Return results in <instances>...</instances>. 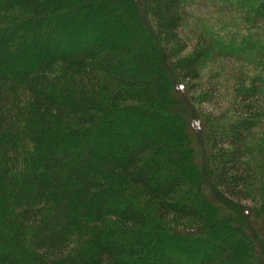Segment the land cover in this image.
<instances>
[{
    "label": "trees",
    "instance_id": "trees-1",
    "mask_svg": "<svg viewBox=\"0 0 264 264\" xmlns=\"http://www.w3.org/2000/svg\"><path fill=\"white\" fill-rule=\"evenodd\" d=\"M45 1L0 0V264H264V76L203 78L243 47L188 50L187 0Z\"/></svg>",
    "mask_w": 264,
    "mask_h": 264
},
{
    "label": "rangeland",
    "instance_id": "rangeland-1",
    "mask_svg": "<svg viewBox=\"0 0 264 264\" xmlns=\"http://www.w3.org/2000/svg\"><path fill=\"white\" fill-rule=\"evenodd\" d=\"M236 1H237L236 3H238V1L240 0H236ZM44 2L47 3L45 0ZM234 2L235 0H187L186 6H185V12L187 16L185 19L186 23H184L185 25L183 26L182 35H185L186 38L187 37L190 38L191 36V38L188 39L189 45H190V48L188 50L194 48L195 43H196L191 30L200 31L203 28H207V30L212 31V33L213 32L218 33L217 36H213V37H215L216 39L215 41L218 44L219 52L227 51L226 49L227 44L225 43L226 41H228V39H233L232 41L233 43L231 44H233L234 47L239 48V49L243 47L244 49V50L241 49L240 51V53L242 52L241 53L242 56L240 55L241 57L237 58V60L239 61L234 62V61H228L227 59L225 60L216 59L215 62L211 63L210 69L207 68L204 71L203 78L204 80L205 79L207 80V79H212V77L216 78L215 75L220 71V69L222 70L220 78H223V79H221V85L218 87L219 91L221 92L228 88H231L234 84L239 83L238 80H240L243 77H250L253 74L264 76V73L262 72V70H260L259 72L260 67L258 68V72H256V70L252 67L256 65L258 62L261 63L260 58L263 59L264 57V18L261 19L259 17L258 18L259 20L257 23H262V24L259 25L256 23L258 26H255L253 19L256 17V15L254 13H251L252 14L251 16H249V14H246L248 12L246 9L247 6L248 8L254 7L256 10L257 7L264 6V1L260 0L256 3L254 0H252L249 3H247V6L245 8L242 5L243 12L239 8H238V11L235 9L237 8L238 5L236 6L235 5L236 3L233 4ZM231 5H235V6L232 7ZM42 9L43 11L45 10L43 6H42ZM40 31L41 30H39L38 32ZM103 31L108 32V33L112 32L111 28L108 26H106L103 29ZM32 36L34 35H29V36L27 35L25 38L28 39L29 37V40H30ZM197 36H198V33H197ZM80 39L82 41L86 40L85 34L84 36H82V38H79L77 40H80ZM33 40L36 42L37 40H41V38L36 37V38H33ZM13 45H14V42L12 41L11 48L8 47V50L9 49L11 50V51L9 50L10 52H13L14 50L17 49V47ZM256 45L258 46L256 47ZM211 46L214 47V45H211ZM42 51H40V53ZM47 51H48L47 53L49 54L50 53L49 50ZM44 55H47V54H44ZM261 67L263 66L261 65ZM202 82H205V81H200V83ZM218 82H220V79L218 80ZM194 84L196 85V83ZM193 93L197 95L196 91H194ZM222 94L224 98H227L231 95V91L228 89L226 93H222ZM229 99L230 98H228V100ZM223 214H226V215L233 214V212L231 211L227 212L223 210ZM230 223H234L236 225L241 224L240 221L236 219V217L233 218L230 221ZM256 238L258 239L257 236ZM255 256L257 257V254ZM144 262L146 264H151L152 259H145ZM138 264H142V262H138Z\"/></svg>",
    "mask_w": 264,
    "mask_h": 264
}]
</instances>
